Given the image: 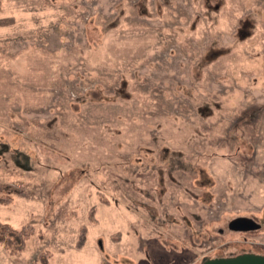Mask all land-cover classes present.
<instances>
[{
	"label": "rangeland",
	"instance_id": "374dc122",
	"mask_svg": "<svg viewBox=\"0 0 264 264\" xmlns=\"http://www.w3.org/2000/svg\"><path fill=\"white\" fill-rule=\"evenodd\" d=\"M0 197V264L264 255V0H0Z\"/></svg>",
	"mask_w": 264,
	"mask_h": 264
},
{
	"label": "trees",
	"instance_id": "16d2710c",
	"mask_svg": "<svg viewBox=\"0 0 264 264\" xmlns=\"http://www.w3.org/2000/svg\"><path fill=\"white\" fill-rule=\"evenodd\" d=\"M8 197H0V202L7 200ZM9 200V199H8ZM90 218L92 221L94 220L93 211L94 208L91 209ZM32 229L29 226H24L20 230L12 229L9 225L0 224V245L5 246L7 250H9L12 254H18L24 248V245L28 238L31 236ZM114 237V236H113ZM116 237V238H115ZM113 238V240H119V233ZM87 239V228L85 226H81L79 228L77 240L75 243L76 249H81L84 247ZM45 256V254H44Z\"/></svg>",
	"mask_w": 264,
	"mask_h": 264
},
{
	"label": "water",
	"instance_id": "95a60500",
	"mask_svg": "<svg viewBox=\"0 0 264 264\" xmlns=\"http://www.w3.org/2000/svg\"><path fill=\"white\" fill-rule=\"evenodd\" d=\"M259 224L250 218L238 217L230 222L229 229L235 231L257 230ZM201 264H264V255L241 253L226 258L206 259Z\"/></svg>",
	"mask_w": 264,
	"mask_h": 264
}]
</instances>
